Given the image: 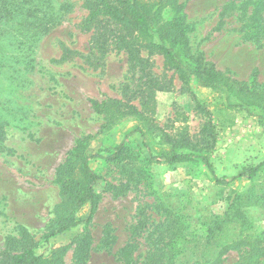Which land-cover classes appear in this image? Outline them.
Returning <instances> with one entry per match:
<instances>
[{
    "label": "rangeland",
    "instance_id": "rangeland-1",
    "mask_svg": "<svg viewBox=\"0 0 264 264\" xmlns=\"http://www.w3.org/2000/svg\"><path fill=\"white\" fill-rule=\"evenodd\" d=\"M52 1L56 23L30 46L10 42L9 34L0 32V251L6 237L17 236L19 225L35 240L41 238L52 207L59 200L53 182L55 167L77 137L93 135L88 146L92 153L126 141L131 142L134 153L148 156L142 136L138 132L128 134L139 120L127 116L100 132L104 120L90 102L111 97L142 110L141 94L136 90L139 72L129 69L123 50L111 48L103 55L98 53L90 41L91 30L80 25L86 15L83 0ZM178 1L183 3L185 31L194 54L239 80L264 84V37L243 38L240 12L232 9L222 14L228 0ZM149 63L152 76L172 80L170 90L155 91L152 120L167 132L185 128L198 137L203 118L194 100L181 89L177 75L164 69L160 54L150 55ZM191 87L199 101L212 110L218 127L222 124L209 153L214 175L222 183H217L199 160L149 163V175H140L124 194L102 192L88 227L92 249L85 264H121L115 252L129 239L130 225L143 215L148 224L161 221L160 204L182 215L191 240L188 254L196 249L202 260L212 254L205 229L213 225L214 215H220L236 194H245L250 186L251 180L239 174L243 166L264 161V125L243 110L222 109L219 93L194 83ZM157 140L148 139L152 145H158ZM126 161L90 159L89 165L101 176L96 189L101 191L106 182H127L122 171ZM253 179L257 184L264 181V165ZM140 208L144 214L138 215ZM242 208L250 220L249 230L264 229L261 207L250 204ZM86 213L87 209L79 212L82 217ZM82 228L80 224L46 243L39 241L37 251L47 252L68 242ZM106 231L111 238L108 245L103 244ZM137 240V253L143 254L144 233ZM239 254L237 250L228 251L221 264H236ZM64 264H74L72 250L66 253Z\"/></svg>",
    "mask_w": 264,
    "mask_h": 264
},
{
    "label": "trees",
    "instance_id": "trees-1",
    "mask_svg": "<svg viewBox=\"0 0 264 264\" xmlns=\"http://www.w3.org/2000/svg\"><path fill=\"white\" fill-rule=\"evenodd\" d=\"M53 8L52 0H0V32L8 33L10 42L30 46L56 23ZM83 8L86 15L80 25L84 30H91L90 41L98 53L103 55L111 48L123 50L127 54L129 69L138 71L140 79L136 90L141 94L142 110L117 98L90 99L92 109L104 120L99 131L114 127L122 118L134 116L139 122L128 134L138 132L142 136L148 156L141 155L140 151L134 153L129 145L131 142L126 141L106 145L92 153L88 146L93 135L77 137L55 167L53 182L59 200L52 207V216L45 224L41 238L35 240L24 226L19 225L17 236L5 239L0 251V264H64L69 250H72L74 264H85L92 249L88 227L102 192L124 194L128 185L138 181L140 175H149L147 166L151 162L173 164L199 160L214 175L209 153L215 147L222 124L218 127L212 110L203 105L192 90V83L219 93L222 109L243 110L256 116L264 125V84L239 80L194 54L185 31L182 2L83 0ZM222 8V14L232 9L240 12L243 38L264 37V0H228ZM142 51L146 55H142ZM154 53L162 56L164 69L177 75L181 89L191 96L195 109L202 115L198 137H193L185 128L175 133L167 132L152 120L155 91L170 90L172 86L171 78L154 77L148 71L149 56ZM154 137L158 138V145L148 141ZM92 158L116 163L128 159L122 163L127 182H106L101 191L97 190L101 176L89 165ZM263 165L264 161L254 166H243L239 176L251 180L246 193L236 194L220 215L213 216V225L206 227L205 239L212 253L209 257L202 260L196 249L188 254L191 240L187 237L182 215L160 204L158 211H162L163 219L156 224H148L147 217H139L130 225L129 239L116 250V259L121 264H221L228 251L237 250L240 254L236 264H260L264 259V229L249 230L250 220L242 207L254 204L264 211V181L257 184L253 179ZM214 179L217 183L223 181L216 175ZM83 209H87L84 217L79 214ZM141 214H144L142 208L138 211V215ZM80 224L83 228L68 242L53 246L47 252L37 251L39 241L46 243ZM142 233L146 242L143 254L137 253V237ZM110 240L106 231L103 244L108 245Z\"/></svg>",
    "mask_w": 264,
    "mask_h": 264
},
{
    "label": "crops",
    "instance_id": "crops-1",
    "mask_svg": "<svg viewBox=\"0 0 264 264\" xmlns=\"http://www.w3.org/2000/svg\"><path fill=\"white\" fill-rule=\"evenodd\" d=\"M57 166V165H56Z\"/></svg>",
    "mask_w": 264,
    "mask_h": 264
}]
</instances>
